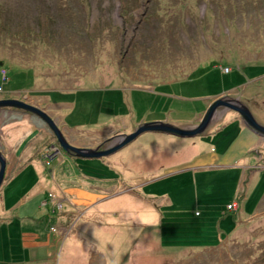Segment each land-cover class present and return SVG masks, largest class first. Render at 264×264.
I'll return each mask as SVG.
<instances>
[{
	"label": "rangeland",
	"instance_id": "1",
	"mask_svg": "<svg viewBox=\"0 0 264 264\" xmlns=\"http://www.w3.org/2000/svg\"><path fill=\"white\" fill-rule=\"evenodd\" d=\"M236 2L0 0V96L27 95L35 102L47 98L62 106L50 112L60 115L61 123L64 116L73 128H65L69 140L81 147H110L117 137L106 139L132 133L158 118H191L206 105L200 97L207 91L198 89L203 81L215 87L236 77L210 68L214 73L203 79L207 68L193 72L195 68L264 60V0ZM254 106L250 110L264 125V105L260 101ZM195 142L146 132L117 153L97 158L111 164L105 178L119 181L111 186L84 181L98 187L95 193L109 197L106 207L116 209V215L95 210L89 201L71 205L77 192H65L64 187L85 185L73 168L58 167L55 149L49 151L58 158L48 160L46 174L52 178L53 170L59 182L39 180L42 194L26 213L11 215L8 201L0 196V264H34L28 256L31 247L40 249L45 264H121L138 240L141 252L153 245L149 239L154 236L158 243H195L199 228L209 239L204 250L169 246L160 253L154 245L155 255L136 250L130 264H264L262 222L241 228L242 238L231 236L218 243L213 241V222L198 224L195 213L202 212L204 218L203 209L230 196L235 184L228 182L218 193L214 174L219 171L179 170L197 151ZM73 160L83 167L86 161L87 167L96 162ZM122 179L134 182L136 193L151 203L122 195ZM244 191L238 190V200H243ZM165 198L178 205L166 209L174 203L166 199L164 205ZM178 209L183 214L176 213Z\"/></svg>",
	"mask_w": 264,
	"mask_h": 264
},
{
	"label": "crops",
	"instance_id": "2",
	"mask_svg": "<svg viewBox=\"0 0 264 264\" xmlns=\"http://www.w3.org/2000/svg\"><path fill=\"white\" fill-rule=\"evenodd\" d=\"M234 65L236 66L226 65L224 62H216L214 63V67L211 64L206 63L204 66L200 65L195 68L193 72L205 67L207 68V72L201 77L203 79L214 73V69L209 71L210 68L220 70L221 73L226 74L225 76L236 75V77L225 81L224 83L221 82L215 87H211L203 81V84L199 86L198 89L199 92L207 91L204 93L203 97H200L206 102V105L203 110L197 112L195 116L172 120L168 118H158L157 120L175 123L183 128L193 127L200 121L206 108L220 97L238 98L249 108L251 106L254 108V105L260 103V101L264 105V94L262 95L260 93V91L264 89V60H246L244 62L234 63ZM225 67H230L231 71L225 73ZM148 88V90L153 91V87ZM3 92L4 89L2 93ZM15 95L17 94L0 96V99L17 97L20 100H25L44 109L56 121L58 126L64 132L66 138L69 140L65 128H73L70 125L67 126L64 116L61 118L62 124L59 121L60 115L57 116L55 113L54 115L50 112L51 109L60 108L62 106L50 102L47 98L46 101L43 102V99L38 97V102H35L30 96L23 95L20 97ZM196 109L199 110L200 108ZM195 138L196 142L194 145L197 151L193 153L191 158L186 159L179 170L187 171L193 169L194 171H202L204 174H206L205 170L211 172L219 171L214 174L216 182H219V184H217L219 187L218 193L221 192L220 190L230 181L231 183H234L235 186L234 189H232L230 196H228V194L226 198L225 196L221 197V199L217 200L218 204L216 203L212 206L208 205V208L203 209V213L205 210L204 218H201L203 215L202 212H196L194 216L199 219L198 224L200 226L213 222V227L216 228V231L213 234L217 235V239L213 240L214 243H218L216 241L222 242L223 239H227L231 236L242 238L243 233L241 230L244 227L259 224V222L264 224V138L245 127L237 112L225 108L219 110L205 133ZM56 140L57 139L52 131L37 116L14 108L0 109V150L7 159L6 176L4 183L0 188V196L4 201H8L10 205V208L6 207V211L10 212L11 215L16 213L20 214V212L23 214L26 213L30 203L38 199L42 194V190L37 186L39 180H46L48 183L59 182L58 177L53 170H50L52 178H49L48 174H46L48 168L45 164H49V159L57 160L60 156L58 160H61V163H58V167H64L65 170L73 168L79 180L85 185V187L79 186L76 189H72L71 186L64 187L65 192L69 191L73 195L77 192V197L72 200L71 205H82L84 202L89 201L90 205L93 206L95 210L100 208V211L103 213H112L116 215V209L106 207V201L109 197L104 196L103 192L95 193L94 191L98 187L95 186V189H93V186L90 183L87 184L85 182H95V185H97L96 183L103 184L104 182L111 186V183L114 182L113 180L119 181V178H105L104 171H108L111 168L109 161L106 159H91L92 163L96 161L94 165L87 167L90 161H86L88 163L84 164L83 167L81 162L73 160L75 157L68 156L65 153H58V157H50L49 151L54 149L55 154L57 155L58 144H56ZM69 142L71 141L69 140ZM120 162L123 163L121 160ZM99 170L102 171L101 174L98 173ZM234 171H240V173H235ZM242 173L244 176L241 175ZM132 178L135 179L134 177ZM126 181L127 179H124V181L122 179L120 181V193L122 195L126 194L128 196H133V198H136L140 202L143 200L151 203L146 198H142L136 193L137 189L134 188V182L129 183L128 181L125 184ZM240 188L242 190L245 189L242 195L243 200H238L236 196ZM50 194L57 197L55 193ZM95 195L96 199L93 198ZM11 196L13 197L12 199ZM114 196L115 195L113 194L111 197L112 200L115 198ZM6 197L8 198L6 199ZM166 199L169 200L168 198L163 199L164 205ZM235 201L238 203L237 209L228 210V205ZM168 202L170 205L174 203L172 200H169ZM177 205L178 204L174 203L173 206L165 207L166 209H171ZM170 212L171 210L167 211V213ZM175 212L183 214L180 213L181 211L179 209ZM187 212L188 211L184 213ZM191 212L192 211L189 213ZM25 217L29 218L31 215H26ZM197 231H200V233L196 234L194 238L200 239L199 241L192 240L195 241V243H189L183 240L180 242H173L172 240V242L168 243L166 240L162 242L161 239L158 243L156 236H154V238L149 239L150 241H153V245L147 248V252H141L139 250L140 242L138 240L136 247L134 246V248L129 251L126 260L121 264H130L134 253L136 254V250H139L138 254L146 253L152 255H155L156 248L159 249L160 253H165V251L169 249V246L175 248H198L204 250L202 247H205L208 244L209 239L206 238L207 235L201 228ZM28 234L29 233H27V235ZM12 239L13 236L10 237V243L12 242ZM28 249V256L34 264H45L42 263V259L39 258V248L31 247ZM95 259H98V257L95 256Z\"/></svg>",
	"mask_w": 264,
	"mask_h": 264
},
{
	"label": "water",
	"instance_id": "3",
	"mask_svg": "<svg viewBox=\"0 0 264 264\" xmlns=\"http://www.w3.org/2000/svg\"><path fill=\"white\" fill-rule=\"evenodd\" d=\"M205 7V5H204ZM14 108L31 113L41 119L55 135L58 146L57 153H65L68 156L84 159H99L111 156L132 143L139 136L146 132H156L181 138H195L201 136L208 129L221 108L237 112L245 127L264 138V125L254 117L250 108L238 98L220 97L213 101L206 109L198 124L190 128H182L164 121L142 123L132 133L117 136V141L106 149L81 147L72 144L66 138L62 129L56 121L42 108H39L25 100L16 98L0 99V109ZM7 170V159L0 150V188L2 187Z\"/></svg>",
	"mask_w": 264,
	"mask_h": 264
},
{
	"label": "built area",
	"instance_id": "4",
	"mask_svg": "<svg viewBox=\"0 0 264 264\" xmlns=\"http://www.w3.org/2000/svg\"><path fill=\"white\" fill-rule=\"evenodd\" d=\"M224 71H225V73H229L231 71V69L229 67H225L224 68ZM3 74H4V76H3L4 77V80H7L8 77L6 75V71H4ZM0 91H2V87H0ZM237 207H238V203L235 201L232 204L228 205V210H236ZM52 230L53 231H56L57 229L55 227H52Z\"/></svg>",
	"mask_w": 264,
	"mask_h": 264
},
{
	"label": "flooded vegetation",
	"instance_id": "5",
	"mask_svg": "<svg viewBox=\"0 0 264 264\" xmlns=\"http://www.w3.org/2000/svg\"><path fill=\"white\" fill-rule=\"evenodd\" d=\"M127 134H129V133H127ZM118 135H120V134H116V135H114L115 137H113V138H111V139H106V141H108V140H113V139H115ZM98 146H100V149H106V148L103 147V143L94 146V148H96V147H98ZM107 148H108V147H107ZM72 157H74V156H72Z\"/></svg>",
	"mask_w": 264,
	"mask_h": 264
},
{
	"label": "trees",
	"instance_id": "6",
	"mask_svg": "<svg viewBox=\"0 0 264 264\" xmlns=\"http://www.w3.org/2000/svg\"><path fill=\"white\" fill-rule=\"evenodd\" d=\"M181 2H182V1H181ZM204 2H205V1H204ZM235 2H236V0H235ZM182 3H183V2H182ZM207 4H208V3H207ZM236 4L239 5V2H236ZM215 6H217V4H215ZM211 7H212V6H211ZM211 7H210V8H211ZM213 61H217V59H216V60H213Z\"/></svg>",
	"mask_w": 264,
	"mask_h": 264
}]
</instances>
